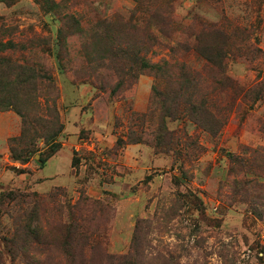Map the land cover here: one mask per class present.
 <instances>
[{"label":"rangeland","instance_id":"obj_1","mask_svg":"<svg viewBox=\"0 0 264 264\" xmlns=\"http://www.w3.org/2000/svg\"><path fill=\"white\" fill-rule=\"evenodd\" d=\"M0 62V264H264V0H0Z\"/></svg>","mask_w":264,"mask_h":264},{"label":"trees","instance_id":"obj_2","mask_svg":"<svg viewBox=\"0 0 264 264\" xmlns=\"http://www.w3.org/2000/svg\"><path fill=\"white\" fill-rule=\"evenodd\" d=\"M155 16H157V12L155 14H153L154 19L156 18ZM224 40H225L224 37H222V43ZM0 65H2L1 62H0ZM143 68H147L146 70L154 71L155 72L154 74L160 73L162 70L161 65H159V64H147L146 62H144ZM0 69H2V68H0ZM187 80H188V78H185L184 82H180V83L177 82V85H176L177 87H175V89L173 90L172 100H171V104H170L169 109L174 108L175 100L180 95V93L182 92L181 87L183 84H185V86H186ZM33 83H34L33 77H31V75H29L26 79L22 80L21 86H25L27 84L31 86ZM153 92H155L156 95L160 96V98H159L160 100H158L159 105L161 104L160 107H163V105H162L163 101L167 103V101L169 100L168 95L165 92H163L160 88H156V87H153ZM15 109L19 111V114H21L22 118L29 117L28 114H26L23 111L21 112L20 109H18V108H15ZM51 109L52 108L49 107V114L52 115L53 120L50 119L51 116H50V118L45 119L46 121L41 120L42 123H44L45 131H44V134L40 135L39 137L43 138L46 142H50L52 144L51 152L48 155H45L43 157L40 156V160H38V161H41L40 164H42V165L45 163V161L48 159V157H50L55 151H57L61 147L60 143L57 142L56 137H58L57 135H59V133L62 131L63 126L61 123H59L60 122L59 115H58V112L56 110L55 105H54V108L52 109L53 111ZM22 122L25 125L26 121H22ZM26 131H27V128L22 127V132H21L20 136L15 138L12 141L11 146L9 147V151L12 155V158L14 160H18L21 162H27L29 160L30 156L32 154H34L35 150H36V149H34V144H32V143H25V144H23V146L21 148H19V146H17L19 144V140H21L25 137ZM34 134H36L35 131H34ZM157 139L159 140V137H157ZM22 142H24V141H22ZM76 163H77V159L73 158L72 159V165H75ZM65 226H68V227H62V229L57 228L61 232V234H58L57 236H58V239L60 238L59 241H60V243H62L63 246L69 247L71 244L69 241V238L71 237L70 235L74 234V233L78 234L80 232V230H78L80 227V223L79 222H70L69 225H65ZM27 229L24 230L23 233L33 234L34 236L39 235L38 231L36 229H32L30 227H28ZM10 241H12V240H10ZM122 258L124 260V257H122ZM125 261H126V259H125ZM128 263H130V262H128ZM130 264H133V263H130Z\"/></svg>","mask_w":264,"mask_h":264}]
</instances>
